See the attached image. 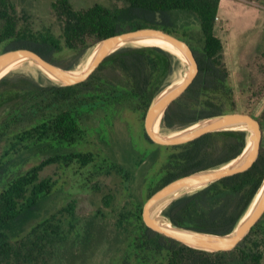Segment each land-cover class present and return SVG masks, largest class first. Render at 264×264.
<instances>
[{"label": "trees", "instance_id": "1", "mask_svg": "<svg viewBox=\"0 0 264 264\" xmlns=\"http://www.w3.org/2000/svg\"><path fill=\"white\" fill-rule=\"evenodd\" d=\"M115 2L120 4L96 2L77 8L71 0H55L54 26L37 29L26 8H18L14 0H0V54L31 48L66 68H78L103 38L139 27L161 28L191 45L201 69L196 81L165 111L162 131L179 130L226 112L252 114L238 107L225 45L217 34L221 0ZM55 26L60 28V35ZM193 37L198 38L199 46L191 43ZM64 47L76 53L69 64L54 59ZM258 60L263 82L256 95L261 99L264 50ZM180 66V58L164 48L127 44L110 54L87 80L74 85H56L38 68L28 72L24 66L0 80V264H55L61 258L59 251L69 242L73 250H79L80 242L87 241L89 245L95 239L100 242L97 249L117 257V264H264V214L235 248L214 252L156 232L142 219L143 204L157 189L180 176L229 162L247 142L246 130L239 129L209 132L172 146L159 145L147 137L143 120L151 100L178 77ZM250 82L254 84L253 80ZM124 111L141 115L144 135L154 146L139 156L137 165L153 167L159 151L167 152L155 173L156 181L151 182L144 199L130 193L127 201L114 208L115 232L111 237L101 226V235L92 233L94 218L85 222L83 233L69 235L59 214L67 213L74 229L75 222L81 220L77 201L73 198L60 212L51 213L57 180L43 177L42 173L55 163L78 164L82 168L93 164L94 152L69 146L85 140L95 122H109ZM259 111V120H264V105ZM34 157L43 159L26 172L19 170ZM112 170L131 185V170L116 163L106 173ZM263 178L261 144L259 157L251 168L181 196L162 214L180 226L228 233L248 209ZM104 201L110 204L112 197L106 196Z\"/></svg>", "mask_w": 264, "mask_h": 264}, {"label": "rangeland", "instance_id": "2", "mask_svg": "<svg viewBox=\"0 0 264 264\" xmlns=\"http://www.w3.org/2000/svg\"><path fill=\"white\" fill-rule=\"evenodd\" d=\"M14 1L18 8H26L30 12L34 18L35 28L54 26L56 19L52 4L55 0ZM71 2L77 8L96 2L105 5L117 3L115 0H71ZM218 16L216 30L225 45V60L230 69L231 84L236 90L238 107L240 110H250L252 115L260 119L259 109L264 105V96L259 99L256 95L263 82L257 61L260 52L264 50V0H221ZM55 31L60 35L58 26H55ZM190 41L199 46L197 37L190 38ZM75 55L74 50L64 47L62 52L55 54L54 59L62 64H69ZM88 55L81 61L79 67L85 64ZM25 66L28 72L35 67L30 64ZM179 77L180 74L175 79ZM250 80H253L254 84ZM260 121L264 134V120ZM92 125L93 127L87 131L86 139L69 148L94 152L95 162L83 168L78 164L65 166L62 163H55L48 166L42 176H53L57 180L56 192L50 203L51 213L60 212L62 207L73 198L77 201V213L81 220L75 222L74 229H71L69 222L71 217L67 213L59 214L62 226L69 235L75 236L77 231L83 233L85 222L94 218V222L90 225L92 233L101 235L102 227L111 237L115 232L114 208L127 201L130 193L135 194L139 199L146 197L151 182L156 181L155 173L167 152L164 149L159 151V162L157 161L153 167L145 169V163L137 165L142 153L154 149L144 135L141 115L137 112L124 111L112 117L109 122H95ZM262 146L264 147V136ZM42 159V157H34L19 170L26 172ZM113 163L121 164L132 171L134 178L130 186L115 170L110 174L106 173V169ZM106 196L112 197L110 204L105 203ZM90 242L89 245L86 244L89 243L87 241L80 242L78 246L81 250H73L69 242L59 251L61 258L55 264H117V257L113 258L110 254H104L100 248L97 249L100 244L98 239ZM131 264H134L133 261Z\"/></svg>", "mask_w": 264, "mask_h": 264}, {"label": "water", "instance_id": "3", "mask_svg": "<svg viewBox=\"0 0 264 264\" xmlns=\"http://www.w3.org/2000/svg\"><path fill=\"white\" fill-rule=\"evenodd\" d=\"M150 40L166 43L172 49L160 44L145 43ZM127 44L159 46L177 55L181 60L180 77L156 92L146 111L144 129L151 141L159 145L172 146L192 141L213 131L239 129L247 132L244 149L229 162L180 176L152 193L142 207L144 223L156 232L197 249L214 252L235 248L264 214V178L248 209L228 233L180 226L162 214L171 202L181 196L251 168L259 157L263 138L261 121L252 114L242 111L209 116L171 132L161 130V120L165 111L196 81L201 70L197 56L186 40L164 29L151 26L130 29L101 39L89 53L85 64L71 69L31 48L6 50L0 54V80L13 70L30 64L56 85H74L87 80L110 54Z\"/></svg>", "mask_w": 264, "mask_h": 264}, {"label": "bare ground", "instance_id": "4", "mask_svg": "<svg viewBox=\"0 0 264 264\" xmlns=\"http://www.w3.org/2000/svg\"><path fill=\"white\" fill-rule=\"evenodd\" d=\"M145 43H155V44H160V45H163L167 48H170L172 49V47L166 43H163V42H160V41H155V40H150V41H145ZM184 62H186L185 58H184Z\"/></svg>", "mask_w": 264, "mask_h": 264}, {"label": "crops", "instance_id": "5", "mask_svg": "<svg viewBox=\"0 0 264 264\" xmlns=\"http://www.w3.org/2000/svg\"><path fill=\"white\" fill-rule=\"evenodd\" d=\"M263 136H264V134H263ZM262 140H263V138H262Z\"/></svg>", "mask_w": 264, "mask_h": 264}]
</instances>
